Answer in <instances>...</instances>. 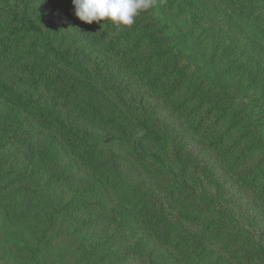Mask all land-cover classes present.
<instances>
[{
	"label": "rangeland",
	"instance_id": "1",
	"mask_svg": "<svg viewBox=\"0 0 264 264\" xmlns=\"http://www.w3.org/2000/svg\"><path fill=\"white\" fill-rule=\"evenodd\" d=\"M38 103L68 128L43 170L11 157ZM1 111L25 127L0 143V264L18 243L27 264H264V0H155L131 27L0 0Z\"/></svg>",
	"mask_w": 264,
	"mask_h": 264
},
{
	"label": "trees",
	"instance_id": "2",
	"mask_svg": "<svg viewBox=\"0 0 264 264\" xmlns=\"http://www.w3.org/2000/svg\"><path fill=\"white\" fill-rule=\"evenodd\" d=\"M106 30H108V29H105L104 31H99V33L96 34V37L98 38L96 41L102 43L103 46H105V51H108V53L114 52L115 54H117L116 52H117L118 47L120 45V38L119 37H114V38H110V39L105 38L104 35L107 34ZM141 32H143V31H141ZM103 36H104V38H102ZM122 40H124V41L126 40V34L125 33L123 34ZM140 44H141L140 41H138V39H137L136 41H133V47L132 48L137 50L140 47ZM141 60H143V59H140L139 61H141ZM149 68H150L149 66L145 67L144 71L150 70ZM179 68L180 67L176 64V65L171 66L168 71H167V69L165 71H166V73H168L172 69L171 72H173L174 69L179 70ZM80 73H81V70L77 69V75L83 76ZM183 74H184V70H180L179 75L178 76L176 75L177 79L172 81L173 82L172 83L173 89L175 87H179V83L181 81V77ZM83 77H85V76H83ZM75 80H76V82H78L77 78H75ZM49 101H52L51 94H49ZM35 106H36L37 111H39L43 115H40V117H34L35 121H37V123H32L30 125V127L33 128L34 131H30L31 137H30L29 141L26 142V144H25L26 147L23 148L24 149L23 152L20 154L11 155V149L16 150L17 144L16 143L14 144V142H16V141H14L12 136L8 137V132L12 133V131H9V129H7V128L10 126H13L15 124V125L19 126V131H20V129L22 127H25V125L20 123L19 121L12 119V118L5 119L4 116H1V114H3L4 111L0 112V143H4V145L6 143V145H7L6 147H8V149H9V152L6 154L7 157H9L11 155V157L13 159H24L26 161L27 165L39 168L40 170H43V168H50L51 167V156H50V158H48L46 155L51 154L50 151L54 150V147L62 148L63 146L64 147L66 146L65 142H62L59 138H60V135L62 134V131L68 130V128L65 127L64 124L60 123V121H58L54 117V115L51 111L45 110L42 107L41 103H38ZM12 110H16V111L23 110L24 111L25 108H23L22 106H12ZM116 128H117V130H121L118 125ZM123 130L124 129H122L121 131H123ZM125 132H126V134L128 133L127 130ZM24 140L25 139L23 137L21 139V141L23 142ZM129 141L132 142V138L129 139ZM132 145L136 146L139 149H142V146L139 145V143H137V142H132ZM45 148H46V152H47L46 155L43 153ZM89 151H90V145L86 144V146L82 149L81 154L87 155ZM238 161H239V159H236V162H238ZM89 163H91L92 166H93V164H95V166L100 168V165H97L91 159L89 160ZM20 164L22 165L23 163H20ZM68 164L73 165V163H71V162H68ZM245 178L247 179L249 184H253V182L255 181L254 178L249 179L248 176H246ZM91 179H92L93 183L97 181V177L95 175H92ZM106 191L107 190H105V192ZM255 204L257 205L258 202L256 201ZM38 207L47 208L48 205H47V203L41 202L38 204ZM21 213H24V212H21ZM96 216L95 217L92 216L90 214V211H89L88 213H86L84 221L87 224L88 222H91V220L93 218H96ZM28 222L31 225H33L36 222V217L33 215V217ZM111 226L112 225L109 222V224L107 226H103V228L100 230L101 233H103L102 234L103 238L113 239V237H108L106 235V234L110 235L112 233V231H109ZM154 226H156V225H154ZM158 227L161 230H165L167 225L164 224V225L158 226ZM115 239H114V241H115ZM19 244L20 243L15 245L13 249H14V251H17L16 252L17 253V259L20 260V263L27 264V260L29 258V257H27V255H29V253H26L25 249H20ZM168 247H170V244H168ZM91 255H92V253L89 252L86 256L83 257V259H90ZM78 263H79V261H77L75 264H78Z\"/></svg>",
	"mask_w": 264,
	"mask_h": 264
},
{
	"label": "clouds",
	"instance_id": "3",
	"mask_svg": "<svg viewBox=\"0 0 264 264\" xmlns=\"http://www.w3.org/2000/svg\"><path fill=\"white\" fill-rule=\"evenodd\" d=\"M72 2L75 15L86 24L108 21L114 25L131 27L140 12L152 8L155 0H72Z\"/></svg>",
	"mask_w": 264,
	"mask_h": 264
}]
</instances>
